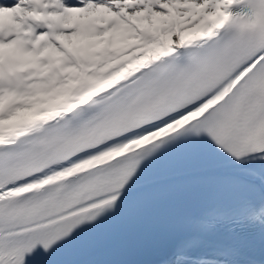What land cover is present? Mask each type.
Instances as JSON below:
<instances>
[{
	"label": "snow or ice",
	"instance_id": "obj_1",
	"mask_svg": "<svg viewBox=\"0 0 264 264\" xmlns=\"http://www.w3.org/2000/svg\"><path fill=\"white\" fill-rule=\"evenodd\" d=\"M264 0H0V264H264Z\"/></svg>",
	"mask_w": 264,
	"mask_h": 264
}]
</instances>
